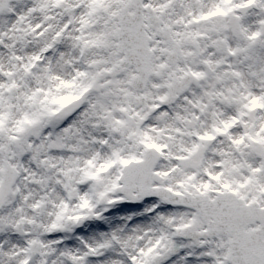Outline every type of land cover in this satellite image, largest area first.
<instances>
[{
  "label": "snow or ice",
  "instance_id": "obj_1",
  "mask_svg": "<svg viewBox=\"0 0 264 264\" xmlns=\"http://www.w3.org/2000/svg\"><path fill=\"white\" fill-rule=\"evenodd\" d=\"M0 264H264V0H0Z\"/></svg>",
  "mask_w": 264,
  "mask_h": 264
}]
</instances>
